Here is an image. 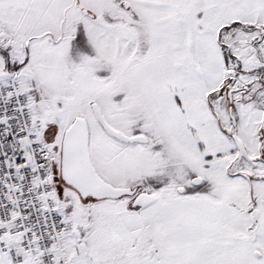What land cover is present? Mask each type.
<instances>
[{
    "label": "snow or ice",
    "instance_id": "1",
    "mask_svg": "<svg viewBox=\"0 0 264 264\" xmlns=\"http://www.w3.org/2000/svg\"><path fill=\"white\" fill-rule=\"evenodd\" d=\"M0 264H264V0H0Z\"/></svg>",
    "mask_w": 264,
    "mask_h": 264
}]
</instances>
